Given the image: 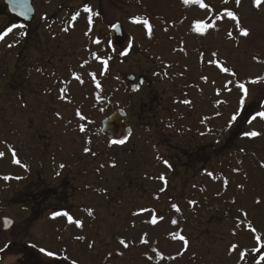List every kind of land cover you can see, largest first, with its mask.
<instances>
[{
	"label": "rangeland",
	"instance_id": "1",
	"mask_svg": "<svg viewBox=\"0 0 264 264\" xmlns=\"http://www.w3.org/2000/svg\"><path fill=\"white\" fill-rule=\"evenodd\" d=\"M44 12L14 67L1 49L6 38L0 43V264L18 257L6 243L26 240L69 264H264V119L252 120L264 111V5L46 0ZM116 21L127 34L122 48L109 41ZM197 22L211 27L201 34ZM11 82L21 84L10 96ZM171 98L178 120L170 122ZM115 109L132 129L121 147L100 133ZM171 123L180 144L205 126L210 140L222 134L223 161L204 170L167 164ZM251 131L260 135H244ZM62 175L66 208L42 213L40 239L13 200L38 194V183L26 185L34 179L60 193ZM6 215L16 219L10 233L1 230Z\"/></svg>",
	"mask_w": 264,
	"mask_h": 264
},
{
	"label": "flooded vegetation",
	"instance_id": "2",
	"mask_svg": "<svg viewBox=\"0 0 264 264\" xmlns=\"http://www.w3.org/2000/svg\"><path fill=\"white\" fill-rule=\"evenodd\" d=\"M45 5L46 0H13V2L10 4L7 2V0H0V34L6 31L9 27L13 29L12 32L8 33V35L4 37V39L6 38V43L1 49L3 53H5V55L9 58V62H12L13 67L15 63L20 61V58L24 56L26 51L29 49L30 43L26 42L31 41L30 37L32 32H36L43 23V19L46 18V14L44 12ZM4 39L0 40V43ZM144 82L145 79L143 82L137 83L143 84ZM131 83H135V81ZM19 84L21 83H7V90L9 91L10 96L19 89ZM172 104L173 101L171 98L169 100V110L167 108H163L165 112H168L170 122L172 121V118L176 121L178 120V116H172L171 114V112H173L170 108ZM188 115L192 117L191 114ZM202 124H204L203 121ZM171 127L172 133H170L171 137L169 138L168 146H163L165 152L161 153V155L168 154L170 157L171 162H167V164L177 161L181 169H189V167L192 166V168L204 170L209 163H212L215 160L216 164H219L223 161V155L220 153V150L224 153L223 144H220L222 142L221 139L223 135L219 132H217V135L220 138L217 137L215 140H210L209 136L212 132L207 129L208 126H205L207 128H204L201 131L196 129L198 133H194L197 135L196 142L188 141L180 144L177 138V132L174 133L175 126L172 124ZM180 128L182 129V127ZM215 146L217 149L219 147V149L217 150V154L214 156L213 150H215ZM64 177H67V175L60 176V190L63 187L62 182ZM29 181H31V183ZM29 181L26 185H29L30 187L32 185H37L38 183V194L30 195V192H24L23 196H16L12 204L18 205L16 207H19L24 213V220L27 224H29V228H33L34 231L38 232L41 239L42 234L45 232V227L42 224V213L46 209H50L53 206H60V209H65V195L63 194L64 192L62 193V190L60 193L53 194L51 187L48 186L47 183L43 181V179H34ZM42 191L44 192L42 193ZM93 215H89V223ZM4 217H9L13 220L12 226L9 228V230H7V232L10 233L16 225V219L10 215L3 216L1 219ZM4 232L6 231H3V233ZM6 246L8 248H6V251H10L9 255H18V257H15V260L12 264H69L65 263L64 259L61 257H42V253L40 252L37 254L34 248L31 247V242L28 240L24 242H8L6 243ZM0 261H2V259H0Z\"/></svg>",
	"mask_w": 264,
	"mask_h": 264
},
{
	"label": "water",
	"instance_id": "3",
	"mask_svg": "<svg viewBox=\"0 0 264 264\" xmlns=\"http://www.w3.org/2000/svg\"><path fill=\"white\" fill-rule=\"evenodd\" d=\"M7 2L10 4L13 0H7ZM109 38L110 42L117 47H122L126 43L127 34L124 26L119 21L111 24L109 28ZM128 80L133 82L136 80V77L134 75H129ZM143 80V77L137 78L138 82H143ZM100 125V133L107 137L111 144L123 145L128 141L132 134L129 117L124 109L114 110L111 114L101 119ZM114 140H124L125 142L123 144L112 143ZM5 221H8L7 225L5 224ZM11 225V218L2 219V230H8Z\"/></svg>",
	"mask_w": 264,
	"mask_h": 264
},
{
	"label": "snow or ice",
	"instance_id": "4",
	"mask_svg": "<svg viewBox=\"0 0 264 264\" xmlns=\"http://www.w3.org/2000/svg\"><path fill=\"white\" fill-rule=\"evenodd\" d=\"M190 2H191V0H183V3H185V4H188ZM225 3H227V0H225ZM236 4H237V6H239L240 0H236ZM262 5H264V0H253V6L256 7L257 9L261 8ZM200 7L203 8V7H205V5L201 4ZM83 10H84L85 13L90 11V9L87 6H85ZM77 15H79V13H77ZM226 15L231 20L236 21V27L240 29V35H242L244 37H247L249 35V32L246 29H244V28H242L240 26V23H239V20H238V17H237L236 14H234L232 11H227ZM72 19L75 20L76 16H73ZM135 22L139 23L140 21H135ZM142 23L145 25V27L148 28L149 35H151V26L149 25V22L147 20H144ZM209 27H211L210 24L209 25H205V24H202V23H199V22L194 24V30L199 32V33H201V34H203V29L209 28ZM12 30L13 29L11 27H9L6 31H4L2 34H0V40L4 39V37L7 36L8 33L12 32ZM229 36H231V33H229ZM97 43H98V41H97ZM122 54H126V53H122ZM104 63H106V61ZM222 70L223 71H228L227 68H223ZM238 87L244 92L245 95L247 94L248 90L245 88L244 84H240V85H238ZM184 102L188 103V101H184ZM240 103L241 104L244 103V98L243 97L241 98ZM78 115H79V113H78ZM257 117H260L261 119H264V111L256 112V114L252 117V120H255ZM81 119H83L82 116H81ZM236 119H237V116L233 115L232 116V121H235ZM252 120H249L248 123H251ZM83 130L84 129L81 128V131H83ZM244 135L248 136V137H256V136L260 135V133H258L256 131H251V132H246ZM124 142H125L124 140H114V141H112V143H120V144H123ZM85 151H88V149H85ZM2 155H3V153H0V156H2ZM13 156H14V161L13 162L14 163H20L18 160L15 159V154L14 153H13ZM262 166H264V165H262ZM61 167H63V166H61ZM4 179L7 180V179H9V177H4ZM173 207H175V205H173ZM89 214L91 215L92 213L89 212ZM56 215H59V213H57ZM68 219H69V222H72V217L71 216H69ZM75 222H76L77 226H80V221H75ZM7 223H8V221H5L6 225H7ZM173 223H175V221H173ZM180 238L183 239V237H180ZM78 239H82V238L78 237ZM120 243L124 244V241L121 240ZM185 244H187V241H185ZM124 246L127 247L126 244H124ZM89 247H91V245H89ZM233 247L235 248V246H233ZM41 252H44V254L49 256V257H54L55 256V253H53L51 251H46L45 249H41ZM241 256H243V253H241ZM260 260H264V256H261ZM257 264H260L259 260L257 261Z\"/></svg>",
	"mask_w": 264,
	"mask_h": 264
}]
</instances>
